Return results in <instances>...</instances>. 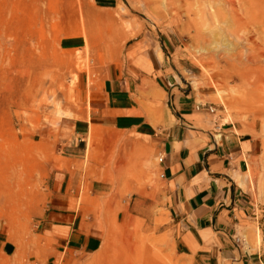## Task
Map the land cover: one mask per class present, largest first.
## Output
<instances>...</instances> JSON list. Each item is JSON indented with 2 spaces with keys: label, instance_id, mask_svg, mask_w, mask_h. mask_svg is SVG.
<instances>
[{
  "label": "rangeland",
  "instance_id": "rangeland-1",
  "mask_svg": "<svg viewBox=\"0 0 264 264\" xmlns=\"http://www.w3.org/2000/svg\"><path fill=\"white\" fill-rule=\"evenodd\" d=\"M233 2L241 19H256L250 35L264 44V0ZM230 19L225 0H0V264H193L177 245L150 140L94 118L111 70L125 67L134 43L160 52L168 35L177 41L171 83L262 143L234 180L253 206L242 248L264 259V84L255 86L259 98L238 78L208 84L213 56L240 50ZM159 97L141 91L124 114L155 124L150 100ZM67 204L83 206L96 251L64 250L49 236L50 218H62L51 212Z\"/></svg>",
  "mask_w": 264,
  "mask_h": 264
},
{
  "label": "crops",
  "instance_id": "crops-1",
  "mask_svg": "<svg viewBox=\"0 0 264 264\" xmlns=\"http://www.w3.org/2000/svg\"><path fill=\"white\" fill-rule=\"evenodd\" d=\"M162 40L160 52L134 43L125 67L111 70L102 91V113L94 118L128 126L150 140L156 155H164L158 170L166 184V205L177 245L193 257V264H264L259 251L242 248L239 232L249 225L253 206L234 180L261 152L262 143L227 116L198 110L196 100L171 83L168 62L177 41L171 35ZM141 91L160 94L150 100L149 118L155 124L143 114H124L137 108L135 97ZM63 199L71 197L66 192ZM68 206L51 212L62 218H50L49 236L64 250L96 251L100 239L83 228V206ZM1 243L4 250L10 246Z\"/></svg>",
  "mask_w": 264,
  "mask_h": 264
},
{
  "label": "bare ground",
  "instance_id": "bare-ground-1",
  "mask_svg": "<svg viewBox=\"0 0 264 264\" xmlns=\"http://www.w3.org/2000/svg\"><path fill=\"white\" fill-rule=\"evenodd\" d=\"M225 8H226V12L232 18L230 20L233 24L234 29H232L231 33H232V37L237 38L236 47L239 48L240 50L232 52L229 55H227L226 53L227 56H225V58H220V56L223 57V55H220L219 57H216L217 60L213 56L211 60H213V65L217 70L214 76H212V78L209 80L208 82L209 86L211 87L218 86L216 84L217 76L218 77L222 76L223 78H227V79L238 78L242 80L244 83L249 84L250 87L251 86L255 87L259 83L264 84V44L260 45L256 41V39L252 37V35H250V30H249V26H250L249 23L251 22L252 24L253 22L256 21V19H254L255 21H253V19H241L242 17L241 12L243 11L242 5L240 6L237 5L236 3L233 2V0H225ZM241 29H244L243 34H240ZM221 60H223V63H221ZM194 84H196V82ZM249 94L250 96L257 95V98L263 96L258 92L257 88L249 92ZM259 100L263 101L264 99L259 98ZM239 182H240V186L242 185V187H245L244 186L245 183L243 181L240 180ZM3 193H7L5 194V196L2 195L7 199L5 201L4 198V201L5 202L10 201L11 196L13 194L12 190L10 189L8 192H3ZM0 199H1V195H0Z\"/></svg>",
  "mask_w": 264,
  "mask_h": 264
},
{
  "label": "built area",
  "instance_id": "built-area-1",
  "mask_svg": "<svg viewBox=\"0 0 264 264\" xmlns=\"http://www.w3.org/2000/svg\"><path fill=\"white\" fill-rule=\"evenodd\" d=\"M196 108L198 110H206L210 113L216 112V108L208 103H198ZM164 161V155L163 154H158V163H162Z\"/></svg>",
  "mask_w": 264,
  "mask_h": 264
}]
</instances>
